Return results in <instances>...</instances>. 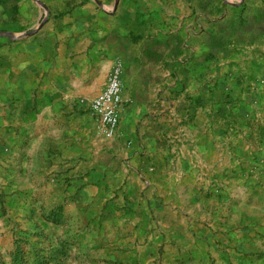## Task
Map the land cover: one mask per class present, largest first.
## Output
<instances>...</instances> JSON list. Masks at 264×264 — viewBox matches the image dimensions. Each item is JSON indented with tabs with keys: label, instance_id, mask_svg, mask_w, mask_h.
<instances>
[{
	"label": "rangeland",
	"instance_id": "1",
	"mask_svg": "<svg viewBox=\"0 0 264 264\" xmlns=\"http://www.w3.org/2000/svg\"><path fill=\"white\" fill-rule=\"evenodd\" d=\"M50 9L138 26L114 137L38 82ZM0 264H264V0H0Z\"/></svg>",
	"mask_w": 264,
	"mask_h": 264
},
{
	"label": "crops",
	"instance_id": "2",
	"mask_svg": "<svg viewBox=\"0 0 264 264\" xmlns=\"http://www.w3.org/2000/svg\"><path fill=\"white\" fill-rule=\"evenodd\" d=\"M56 11L67 16L61 22V36L50 40L44 35L51 20L39 28L37 33V80L50 83L51 92L48 96L59 103L62 99H73L74 102L92 99L102 92L110 73L119 64L122 65L123 97L127 100L129 97L123 83L127 75L132 73L127 65V60L131 58L126 52L127 43L132 37L137 38L138 26L126 24V18L119 10L102 12L94 9H50L49 13L54 14ZM133 60L137 62L136 57ZM132 89L134 97L135 89ZM38 93L37 99H46V90L39 89ZM132 106L124 104L118 131L124 119L133 112ZM42 113L45 114V105L39 110V115ZM126 148L124 158H127V164L121 177L130 178L124 189L137 199V140L130 142Z\"/></svg>",
	"mask_w": 264,
	"mask_h": 264
},
{
	"label": "built area",
	"instance_id": "3",
	"mask_svg": "<svg viewBox=\"0 0 264 264\" xmlns=\"http://www.w3.org/2000/svg\"><path fill=\"white\" fill-rule=\"evenodd\" d=\"M121 75L122 69L118 64L109 75L105 88L88 105L100 131L109 138L118 131L121 110L125 104Z\"/></svg>",
	"mask_w": 264,
	"mask_h": 264
}]
</instances>
